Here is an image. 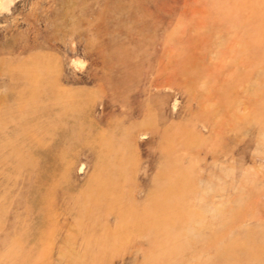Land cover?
<instances>
[{"label": "rangeland", "instance_id": "374dc122", "mask_svg": "<svg viewBox=\"0 0 264 264\" xmlns=\"http://www.w3.org/2000/svg\"><path fill=\"white\" fill-rule=\"evenodd\" d=\"M0 264H264V0H0Z\"/></svg>", "mask_w": 264, "mask_h": 264}]
</instances>
